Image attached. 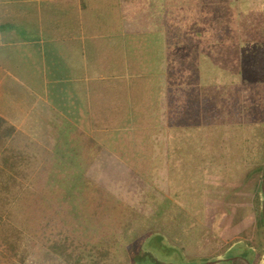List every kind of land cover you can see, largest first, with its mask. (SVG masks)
Here are the masks:
<instances>
[{"label":"crops","instance_id":"1","mask_svg":"<svg viewBox=\"0 0 264 264\" xmlns=\"http://www.w3.org/2000/svg\"><path fill=\"white\" fill-rule=\"evenodd\" d=\"M263 56L264 0H0V213L111 254L199 236L255 171Z\"/></svg>","mask_w":264,"mask_h":264},{"label":"rangeland","instance_id":"2","mask_svg":"<svg viewBox=\"0 0 264 264\" xmlns=\"http://www.w3.org/2000/svg\"><path fill=\"white\" fill-rule=\"evenodd\" d=\"M259 63L258 69H263L264 59ZM259 86L264 90V83ZM246 87L249 93L256 94V85L247 83ZM258 117L261 121L259 128L254 129V145L247 147L245 158L255 171L247 174L248 170H228L227 188L222 187L220 194L221 189H214L215 193L211 195L212 206L218 204V208L213 207L210 211L215 219L210 221L211 225H201L199 236L187 234L180 227L162 235V239L141 230L138 237H133L135 240L117 245L112 255L104 253L110 244H99L95 242L97 239L94 242L79 239L75 244L63 241L68 240L65 230L71 227L69 225L59 228L60 233H64L57 232V235L49 225L42 227L40 221H33L29 226L9 223L10 220L0 213V223L8 224L0 231V264H219L214 261L217 259H221V264H246L245 260L250 264H264V108ZM1 130L3 133L7 129L3 126ZM9 136L0 139V150ZM259 167L260 177L256 180ZM223 190H227L229 200ZM32 215L34 217L33 212ZM156 223L152 221L154 229L158 228ZM160 228L167 229L165 226ZM52 239L63 243L56 241L53 244ZM60 243L64 247L62 250H58ZM229 255L239 256L238 260L224 263L223 259Z\"/></svg>","mask_w":264,"mask_h":264},{"label":"flooded vegetation","instance_id":"3","mask_svg":"<svg viewBox=\"0 0 264 264\" xmlns=\"http://www.w3.org/2000/svg\"><path fill=\"white\" fill-rule=\"evenodd\" d=\"M238 257H239V256H237V255H229L228 257H226V258L223 259V262H224V263H232V262H235L236 260H238ZM241 259H242V260H245V259H243V258H241ZM220 260H221V259H217V260H214V261H216V262L218 261V263L221 264L222 261H221V263H220ZM224 260H226V261H224ZM210 262H211V261H210ZM245 263H246V264H250V262H247L246 260H245Z\"/></svg>","mask_w":264,"mask_h":264},{"label":"trees","instance_id":"4","mask_svg":"<svg viewBox=\"0 0 264 264\" xmlns=\"http://www.w3.org/2000/svg\"><path fill=\"white\" fill-rule=\"evenodd\" d=\"M4 124H5V122L2 120V119H0V132L2 131L1 130V127H3L4 126ZM0 134H3V136L1 137L0 136V139L1 138H3V139H5L6 137H8L10 134H11V130H8V132H7V130H5V131H3V133H0ZM0 221H1V219H0ZM3 225H8V224H5V223H3ZM2 223H0V231L2 230ZM26 262V261H25Z\"/></svg>","mask_w":264,"mask_h":264}]
</instances>
